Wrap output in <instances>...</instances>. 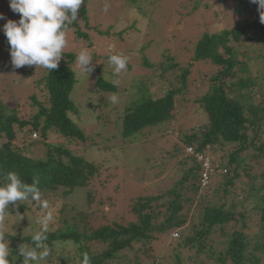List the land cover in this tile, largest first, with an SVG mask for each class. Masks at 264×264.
<instances>
[{"label": "trees", "instance_id": "1", "mask_svg": "<svg viewBox=\"0 0 264 264\" xmlns=\"http://www.w3.org/2000/svg\"><path fill=\"white\" fill-rule=\"evenodd\" d=\"M159 1L144 0L146 7H155ZM139 2L127 0L130 6ZM88 4L90 0H84L78 20L81 14L88 21ZM245 8L243 23L219 34L206 33L197 42L194 60L211 62L218 69L209 90L195 100L203 111L201 127L179 136L183 145L179 143L176 150L185 156L179 161L181 179L168 193L135 199L130 205L133 219L126 216L95 226L96 219L89 213L94 201L91 183L99 178L102 168L70 148V144L86 139L83 129L70 117L79 113L71 98L77 83L76 54L63 53L58 68L45 71L38 86L43 87L46 101L40 102L36 95L30 98L39 107L30 119H23L17 108L10 109L0 99V186L6 182L8 171L16 172L29 185L38 177L41 200L48 205L44 209L37 202L29 203V207L19 204L8 208L9 214L31 208L38 215L43 209L52 210L51 205L59 208L57 227L50 223L45 233L50 254L39 264H83L84 254L90 264H163L170 256L174 263L166 264H264V165L260 174L245 170L250 183L241 181V170L249 162L244 153L252 150L254 158L264 162V102L255 104L253 95L264 93V78L255 65L257 74L252 67L256 61L264 65V24L255 4ZM77 22L70 28L78 27ZM77 35L88 38L81 31ZM247 47L256 56L250 57ZM144 63L150 69H161V77L178 68L170 57L159 65L147 58ZM189 77V69H181L161 97L154 96L150 86L137 85V97L122 117V137L129 142L172 121L176 110L191 101ZM97 87L99 94L117 93L118 89L102 78ZM54 134L62 144H49ZM29 136L35 141H28ZM40 141L44 142L46 157L31 158L32 147ZM205 173L207 184L203 182ZM60 192L64 200L59 206ZM76 192L86 201V210L77 219L84 222L82 226L61 217L68 209L65 199ZM197 199L203 200L202 206L191 211L188 205ZM164 234H169V239L161 238ZM5 236L11 252L9 264H13V257L14 264H23L18 249L22 244L31 245V234Z\"/></svg>", "mask_w": 264, "mask_h": 264}, {"label": "rangeland", "instance_id": "2", "mask_svg": "<svg viewBox=\"0 0 264 264\" xmlns=\"http://www.w3.org/2000/svg\"><path fill=\"white\" fill-rule=\"evenodd\" d=\"M108 2L109 10L104 12L105 0H90L87 6L88 21L80 14L78 27L72 28L67 34V47L64 49V53L76 55L81 49H90L95 65L87 78L81 75L74 64L77 83L71 98L79 113L70 114L86 134L84 141L70 144L71 150L102 168L99 178L96 176L90 187L94 192V201L89 207V213L96 219L95 226L121 221L119 219L126 216L133 219L130 205L135 199L168 193L181 179L179 161L185 156L176 150L179 143L183 145L179 136L192 130L199 131L203 111L195 100L209 90L211 77L218 71L211 62L194 60L197 42L206 33L219 34L243 23L245 7L254 5L250 0H160L155 7H146L144 0H140L136 6L128 5L127 0ZM255 11L260 17L257 8ZM0 13L6 18L0 20V27L7 20L18 21L20 18L19 14L11 12L9 0H0ZM78 31L86 33L88 38L79 37ZM246 44L248 46L249 42ZM9 49L5 35L0 32V99L10 109L17 108L19 115L28 120L39 108L33 105L30 98L36 95L40 102L46 101L43 87L38 86L46 69H36V66L14 69ZM248 52L250 57L256 56L252 50ZM117 53L128 58V65L127 71L120 76L119 86H116L118 89L115 94L119 101L113 104L109 100L111 94L98 93L97 81L102 78L112 83V68L107 60L110 55ZM168 57L174 59L178 68L174 70L175 73L170 71L163 75L164 78L161 77V69L156 66L150 69L144 63L147 58L151 64L159 65L166 62ZM254 65L260 70L259 73ZM252 67L255 74L264 78L262 61H256ZM181 69L190 71L191 101L182 110H176L172 121L148 129L132 141L125 140L120 134L122 117L137 97L135 87L145 84L150 86L154 96L161 97L170 82L176 81ZM253 95L255 104L264 102V93L256 92ZM28 141L35 139L29 136ZM48 142L50 145H60L63 140L54 134ZM29 156L34 159L46 157L44 142H37ZM244 156L249 162L241 170V181L247 184L252 180L246 176L245 170L251 171L253 175L260 174L264 162L260 164L252 150L244 153ZM58 198L61 200L58 201L60 206L64 200L61 192ZM65 201L68 209L65 214H60L61 217L66 218L70 224L82 226L84 222L77 219L86 210L83 194L76 192ZM202 201L197 199L195 203L190 202L188 207L191 211L199 210ZM19 204L30 206L27 202H21L13 203L8 208L15 209ZM55 207L51 205L52 210L43 209L38 215L31 208L12 212L3 221L5 234L30 235L40 227L37 220L49 212L53 216L50 223L56 228L59 208ZM169 237V234H164L161 238L167 240ZM156 245L160 247L157 242ZM169 261L174 263L170 256L163 264Z\"/></svg>", "mask_w": 264, "mask_h": 264}, {"label": "clouds", "instance_id": "3", "mask_svg": "<svg viewBox=\"0 0 264 264\" xmlns=\"http://www.w3.org/2000/svg\"><path fill=\"white\" fill-rule=\"evenodd\" d=\"M83 2L84 0H9L11 12L19 14L20 18L18 21L7 20L0 27V32H3L10 45L12 67L19 69L23 66H36V69L43 68L50 73L57 69L64 58L70 25L78 21ZM250 3L257 5L260 23L264 24V0H250ZM109 7L110 3L105 0L103 11L107 12ZM5 19L0 13V20ZM107 62L112 68L111 82L114 87L119 86L121 74L127 71L128 58L122 53H117L110 55ZM75 65L81 75L88 78L95 67L91 50L81 49L75 58ZM109 100L116 104L119 98L113 93ZM4 179L6 182L0 186V264H9L8 257L11 252L2 226L9 215V204L37 202L44 209H47L48 205L41 200L38 177H34L29 185L24 183L16 172L8 171ZM52 220L50 212L40 217L37 220L39 229L31 233V245L22 244L19 247L18 252L19 256L23 257V264H39L49 256L45 233ZM15 259L16 257H13V264ZM83 264H90L87 254L83 255Z\"/></svg>", "mask_w": 264, "mask_h": 264}, {"label": "built area", "instance_id": "4", "mask_svg": "<svg viewBox=\"0 0 264 264\" xmlns=\"http://www.w3.org/2000/svg\"><path fill=\"white\" fill-rule=\"evenodd\" d=\"M188 152H192V149H188ZM200 159L203 160V158H201V157H200ZM204 165H205L206 170H208L210 168V163H209L208 158L205 159ZM208 181H209L208 175L205 173V175L203 176V182H204V184H207Z\"/></svg>", "mask_w": 264, "mask_h": 264}]
</instances>
